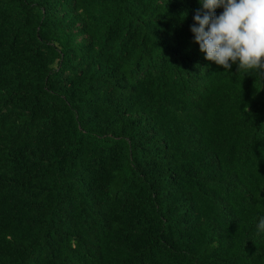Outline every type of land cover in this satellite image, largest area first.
I'll return each mask as SVG.
<instances>
[{"label": "trees", "instance_id": "obj_1", "mask_svg": "<svg viewBox=\"0 0 264 264\" xmlns=\"http://www.w3.org/2000/svg\"><path fill=\"white\" fill-rule=\"evenodd\" d=\"M199 8L0 0V264H264V79Z\"/></svg>", "mask_w": 264, "mask_h": 264}, {"label": "clouds", "instance_id": "obj_2", "mask_svg": "<svg viewBox=\"0 0 264 264\" xmlns=\"http://www.w3.org/2000/svg\"><path fill=\"white\" fill-rule=\"evenodd\" d=\"M190 32L206 61L264 79V0H197ZM222 9L216 14V9ZM264 233V215L258 218Z\"/></svg>", "mask_w": 264, "mask_h": 264}]
</instances>
